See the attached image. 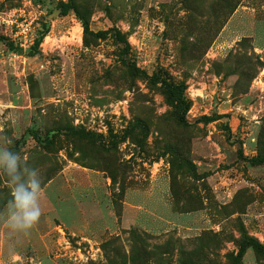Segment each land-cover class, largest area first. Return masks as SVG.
Returning a JSON list of instances; mask_svg holds the SVG:
<instances>
[{
	"label": "rangeland",
	"instance_id": "1",
	"mask_svg": "<svg viewBox=\"0 0 264 264\" xmlns=\"http://www.w3.org/2000/svg\"><path fill=\"white\" fill-rule=\"evenodd\" d=\"M8 138L41 216L0 219V264H233L264 244V0H0Z\"/></svg>",
	"mask_w": 264,
	"mask_h": 264
},
{
	"label": "clouds",
	"instance_id": "2",
	"mask_svg": "<svg viewBox=\"0 0 264 264\" xmlns=\"http://www.w3.org/2000/svg\"><path fill=\"white\" fill-rule=\"evenodd\" d=\"M11 143L8 138L0 144V175L7 178L10 197L0 209V219L10 231L27 233L41 216V179L37 168L29 166L21 154L7 146Z\"/></svg>",
	"mask_w": 264,
	"mask_h": 264
},
{
	"label": "trees",
	"instance_id": "3",
	"mask_svg": "<svg viewBox=\"0 0 264 264\" xmlns=\"http://www.w3.org/2000/svg\"><path fill=\"white\" fill-rule=\"evenodd\" d=\"M236 7H237V5L236 6L234 5V7H232L231 10L233 11ZM70 9H73V8H70V7L68 8L67 6H65L63 8V10H62V14L63 15L67 14ZM84 28H85V32L86 33L89 32L90 29H89V26H88L87 23H84ZM43 36H44L43 33L39 34V37H38V39L36 41L37 44L41 42V40L43 39ZM13 50H14V47H13ZM247 248H254L255 250H257V251L261 252L262 254H264V244H262L257 239L247 238V239H245L243 241V243H242V245L240 247L239 253H238V255H237L236 259H235V262L233 264H241L242 258L244 256Z\"/></svg>",
	"mask_w": 264,
	"mask_h": 264
}]
</instances>
